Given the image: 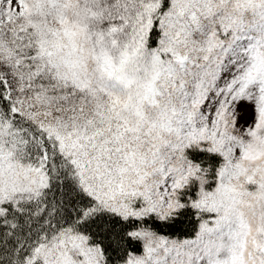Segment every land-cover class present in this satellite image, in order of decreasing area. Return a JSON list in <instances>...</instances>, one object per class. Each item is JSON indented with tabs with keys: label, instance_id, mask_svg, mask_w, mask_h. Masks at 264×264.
<instances>
[{
	"label": "snow or ice",
	"instance_id": "obj_1",
	"mask_svg": "<svg viewBox=\"0 0 264 264\" xmlns=\"http://www.w3.org/2000/svg\"><path fill=\"white\" fill-rule=\"evenodd\" d=\"M0 264H264V0H0Z\"/></svg>",
	"mask_w": 264,
	"mask_h": 264
}]
</instances>
